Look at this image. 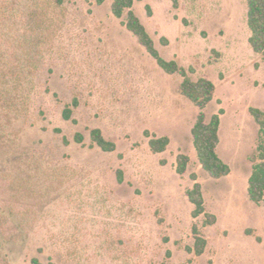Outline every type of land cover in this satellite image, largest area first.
Here are the masks:
<instances>
[{"label":"rangeland","instance_id":"374dc122","mask_svg":"<svg viewBox=\"0 0 264 264\" xmlns=\"http://www.w3.org/2000/svg\"><path fill=\"white\" fill-rule=\"evenodd\" d=\"M112 1L65 0L44 34L32 35L29 25L23 48L6 58L28 64L24 54H33L34 66L0 99L1 264L33 257L55 264H264V208L242 187L260 141L248 107L264 109V56L246 40L244 0L133 5L162 58L194 68L192 80L206 75L215 82L205 113L223 109L216 150L232 169L218 179L197 160L190 132L197 109L179 92L182 77L157 65L121 23L125 15L112 14ZM258 94L261 102L253 101ZM94 127L116 143L114 151L90 145ZM143 130L167 135V149L152 153ZM179 152L189 157L183 175L175 172ZM192 172L216 218L212 225L191 217L184 191ZM192 224L207 241L200 256L185 249L193 245Z\"/></svg>","mask_w":264,"mask_h":264},{"label":"trees","instance_id":"16d2710c","mask_svg":"<svg viewBox=\"0 0 264 264\" xmlns=\"http://www.w3.org/2000/svg\"><path fill=\"white\" fill-rule=\"evenodd\" d=\"M135 0H113L111 3V12L121 18L125 15L121 22L126 29L131 32L145 50L155 59L157 65L166 73H178L182 79L179 83V92L188 98L197 109L196 119L191 127V136L193 146L196 151V156L201 167L213 179L226 176L230 173L229 165L218 155L217 145L219 142V125L220 115L223 109L219 108L216 113L209 116L205 110L208 104L214 97L215 85L207 77L200 76L192 80L188 73L194 72V68H185L179 65L174 59H164L159 54L154 46V42L146 27L133 11ZM140 1V0H137ZM173 9H177L178 0H170ZM22 2V3H20ZM101 2V0H98ZM246 4V24L249 29L247 41L252 50L264 56V0H244ZM65 0H0V99L7 100L12 92L10 83L15 82L19 75L23 74V70L33 68V54H24V60H31L28 64L24 63L10 64L6 58H14L16 51L23 48V41L28 35L29 25H33L35 32L32 35L40 34L47 30L51 24L50 13L55 7L63 9ZM148 15L151 14L150 6L145 5ZM63 11V10H62ZM185 23L186 20L182 19ZM40 31V33H38ZM44 31V32H45ZM44 34V33H43ZM29 34L30 38L34 36ZM160 42L163 45L168 43L165 37H160ZM25 50V48H24ZM16 53V54H15ZM32 58V59H31ZM23 62V61H22ZM8 76V78H7ZM17 81V80H16ZM21 92V91H20ZM25 96L22 94L21 98ZM27 97H25L26 99ZM24 99V100H25ZM23 100V99H22ZM72 105H77L76 99H72ZM71 108L69 105L64 106L62 115L64 119H69L71 116ZM248 112L252 116L254 122L258 126L259 142L256 145V153L249 157L252 162L250 174L247 179V194L249 199L257 204H261L264 208V109L258 107H248ZM143 135L148 138L147 144L152 153L164 152L170 142L167 135L158 136L156 134L149 135L147 130H143ZM90 145L97 146L104 152H112L116 149V143L107 139L102 131L97 128L89 130ZM76 143H81L83 137L81 133L76 132L73 136ZM63 142L67 143L66 138ZM189 164V157L179 152L175 158V172L178 175H183ZM116 177L119 183L122 182L123 172L121 169H116ZM192 186L186 188L184 193L189 202L193 205L191 217L196 218L203 215V225H212L216 222V218L212 213L206 211L204 206V198L202 195V187L197 181L195 173H190ZM191 231L194 233V241L192 247L186 246L188 253L193 252L200 256L204 253L207 241L203 236H199L198 228L195 224L191 225ZM249 234V230H245ZM182 262L181 264H188ZM1 264V262H0ZM29 264H55L51 261L43 263L38 258L33 257Z\"/></svg>","mask_w":264,"mask_h":264},{"label":"crops","instance_id":"0c3cea01","mask_svg":"<svg viewBox=\"0 0 264 264\" xmlns=\"http://www.w3.org/2000/svg\"><path fill=\"white\" fill-rule=\"evenodd\" d=\"M170 1V0H169ZM223 33H225L224 31H223ZM248 36H249V34H247V36H246V40H247V38H248ZM161 37H163V36H161ZM245 37V36H244ZM232 40V39H231ZM235 46V45H234ZM231 50H233V49H231ZM251 51L253 52V53H255L253 50H252V48H251ZM236 54H238L237 52H236ZM255 54H257V53H255ZM241 55L240 56H238L235 60L237 61V60H239L240 59V61H241ZM219 75H221V74H219ZM204 77H207L208 78V76H204ZM209 79V78H208ZM212 80V79H211ZM213 83H215V82H213ZM255 97H258L257 99L255 98ZM262 98V96H259V94L258 95H256V96H254L253 97V101H255V102H261V99ZM250 107V106H249ZM253 107V106H252ZM221 108V107H220ZM258 108H259V105H258ZM261 109V108H260ZM224 113V112H223ZM224 118V116L223 117H220V121H222L223 122V119ZM220 126H221V124L219 125V129H220ZM219 143V142H218ZM219 155V154H218ZM224 161H225V157H223L222 155H219ZM226 162V161H225ZM227 163V162H226ZM231 171H232V169L230 168V173L228 174V175H226L227 177L228 176H230L231 175ZM249 174H250V172L249 173H247V175L244 177V179H242V187H243V190H245V191H247V179H248V176H249ZM234 192V188L232 187L231 188V190L229 191V192ZM250 230V229H249Z\"/></svg>","mask_w":264,"mask_h":264}]
</instances>
